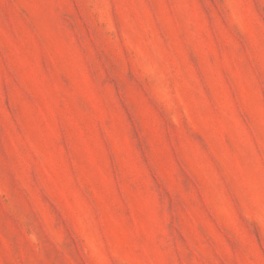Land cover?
Masks as SVG:
<instances>
[{
  "label": "rangeland",
  "instance_id": "1",
  "mask_svg": "<svg viewBox=\"0 0 264 264\" xmlns=\"http://www.w3.org/2000/svg\"><path fill=\"white\" fill-rule=\"evenodd\" d=\"M0 264H264V0H0Z\"/></svg>",
  "mask_w": 264,
  "mask_h": 264
}]
</instances>
